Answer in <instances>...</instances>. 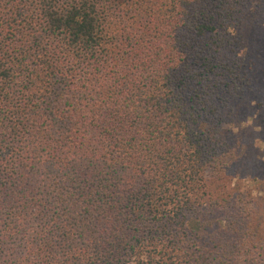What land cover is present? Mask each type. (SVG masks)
Segmentation results:
<instances>
[{
  "label": "trees",
  "instance_id": "trees-1",
  "mask_svg": "<svg viewBox=\"0 0 264 264\" xmlns=\"http://www.w3.org/2000/svg\"><path fill=\"white\" fill-rule=\"evenodd\" d=\"M262 30L264 0H0V264H264L229 134Z\"/></svg>",
  "mask_w": 264,
  "mask_h": 264
},
{
  "label": "rangeland",
  "instance_id": "rangeland-1",
  "mask_svg": "<svg viewBox=\"0 0 264 264\" xmlns=\"http://www.w3.org/2000/svg\"><path fill=\"white\" fill-rule=\"evenodd\" d=\"M261 32L264 35V30ZM259 73L260 79L264 80V69ZM260 86L258 93L262 105L256 109L252 118L229 127V134L238 147V163L243 169L237 175L238 187L254 195L264 196V83Z\"/></svg>",
  "mask_w": 264,
  "mask_h": 264
}]
</instances>
